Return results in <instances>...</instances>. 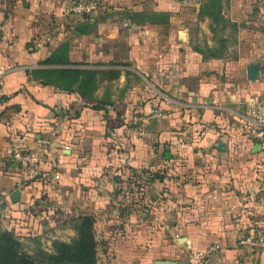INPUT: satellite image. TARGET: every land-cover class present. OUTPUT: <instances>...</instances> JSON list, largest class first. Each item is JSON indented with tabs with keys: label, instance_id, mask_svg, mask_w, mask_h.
<instances>
[{
	"label": "crops",
	"instance_id": "obj_1",
	"mask_svg": "<svg viewBox=\"0 0 264 264\" xmlns=\"http://www.w3.org/2000/svg\"><path fill=\"white\" fill-rule=\"evenodd\" d=\"M207 1L104 0L124 19L96 10L45 46L35 38L46 28L43 0L0 12V231L17 227L20 241L50 252L85 215L95 221L96 264H187L211 247L200 264H264V250L236 243L250 227L264 232V146L252 153L240 119L264 100V0H215L216 25L200 15ZM126 13L168 18L135 25ZM189 14L197 32L215 29L214 41L192 40ZM63 45L68 65L43 64ZM249 65L261 68L253 83ZM56 70L97 72L92 98L45 75ZM43 140L48 177L28 181L11 148L39 151Z\"/></svg>",
	"mask_w": 264,
	"mask_h": 264
},
{
	"label": "trees",
	"instance_id": "obj_2",
	"mask_svg": "<svg viewBox=\"0 0 264 264\" xmlns=\"http://www.w3.org/2000/svg\"><path fill=\"white\" fill-rule=\"evenodd\" d=\"M200 15L207 16L216 25L219 20L220 7L215 0H208L200 8ZM86 17L87 15H82ZM87 18V17H86ZM126 18L135 25H164L167 23L168 16L164 13H126ZM215 34V29L212 28ZM211 29V30H212ZM67 45H63L55 50L46 60L45 65L69 64L67 59ZM202 55L216 58L218 52L197 50ZM46 76H54V79L70 80V83H78L76 88L81 99L92 98L95 90L97 72L94 71H71L56 70L48 71ZM117 74L112 73L110 78H116ZM49 84L50 80L45 81ZM98 102L94 108H102ZM35 181V180H33ZM94 218L92 216L81 215L71 220V227L75 237L69 242L55 240L51 243V252L42 249L40 244H35L31 250L24 241L15 234H18L17 227L8 228L0 231V264H95L97 257L98 243L95 239ZM32 240V239H31ZM33 242V241H32Z\"/></svg>",
	"mask_w": 264,
	"mask_h": 264
},
{
	"label": "built area",
	"instance_id": "obj_3",
	"mask_svg": "<svg viewBox=\"0 0 264 264\" xmlns=\"http://www.w3.org/2000/svg\"><path fill=\"white\" fill-rule=\"evenodd\" d=\"M71 6V12L78 15H89L97 10V6L93 2H75ZM64 30L63 24L56 25L37 38V43L41 46L52 44L64 33ZM5 72V69L0 67V84ZM240 119L241 129L245 136L256 144L264 146V100H253L247 103ZM40 144L39 151H30L18 142L12 146L10 151V159L15 164L20 165L28 181L43 180L48 177L46 173L41 171V165L47 157L49 142L43 140ZM53 178L58 180L59 176L53 174ZM232 222L238 225L240 220L237 217H232ZM236 243L251 252L263 251L264 232L259 226L250 227L240 231ZM215 251L216 247H211L206 251H197L189 257L187 264H200Z\"/></svg>",
	"mask_w": 264,
	"mask_h": 264
},
{
	"label": "rangeland",
	"instance_id": "obj_4",
	"mask_svg": "<svg viewBox=\"0 0 264 264\" xmlns=\"http://www.w3.org/2000/svg\"><path fill=\"white\" fill-rule=\"evenodd\" d=\"M14 2H15V0H0V12L5 13L8 10H10L12 8ZM43 2L44 3L42 4V8L44 10L42 12L47 14L46 15V28H43L42 30H40V32H42V33L37 34L35 36V38L40 37L41 35H43L47 31H49L50 29L55 27L56 25L63 24L64 26L69 27L71 25V23H73V21H75L77 19L85 21L84 18H86V17H84V16L82 17V15L74 14L71 12V10H70L72 7L71 5H72V3H75V2H82V3L93 2L96 4L97 10H99L100 12L112 13L113 15L115 13H116V15L119 14L120 17L117 16V20H120V21L123 20L124 16H125V12H123V9L122 10L119 9L118 11L117 10L114 11L112 7L110 9L109 8L107 9V7H105L104 0H43ZM118 6L119 5L117 4L116 7H118ZM188 9H192V7L188 8ZM189 13H191V12H189ZM59 15H60V19H57V16H59ZM183 19L189 25V30H191V32L189 33V36L192 38V40H194V41L213 40L214 41L215 34L210 35V34H201V33L197 32V30L199 31L201 29L198 26H200L202 24L197 21L195 16L191 17L189 14L188 18H183ZM195 19L197 22L195 21ZM217 37H219V35H217ZM229 57H231V54H229ZM73 238H71V239H73ZM95 239L97 241L96 234H95ZM97 243L99 246V241H97ZM28 247L32 250L35 247V245H33V247H30V246H28ZM97 249H98V247H97ZM50 252H51V249H50ZM96 261H97V257H96ZM103 263H106V262H103ZM103 263H101V264H103ZM95 264H96V262H95Z\"/></svg>",
	"mask_w": 264,
	"mask_h": 264
},
{
	"label": "water",
	"instance_id": "obj_5",
	"mask_svg": "<svg viewBox=\"0 0 264 264\" xmlns=\"http://www.w3.org/2000/svg\"><path fill=\"white\" fill-rule=\"evenodd\" d=\"M76 30L79 31V32H81V33H84L87 30V25L78 26L76 28ZM260 72H261V68L259 66H256V65H249V66H247L246 67V70H245V76H246L247 81H249L251 83L257 81ZM260 149H261V145L255 144L253 146L252 153H256ZM19 194H20L19 190L18 189H15L11 193V196H10L11 197V200L13 202H17V200L19 199Z\"/></svg>",
	"mask_w": 264,
	"mask_h": 264
}]
</instances>
